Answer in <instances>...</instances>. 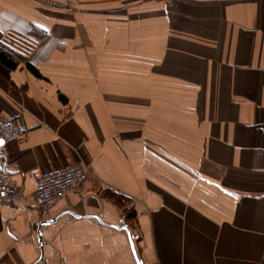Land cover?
<instances>
[{"label":"crops","instance_id":"0c3cea01","mask_svg":"<svg viewBox=\"0 0 264 264\" xmlns=\"http://www.w3.org/2000/svg\"><path fill=\"white\" fill-rule=\"evenodd\" d=\"M0 35V264H264V0H0Z\"/></svg>","mask_w":264,"mask_h":264},{"label":"built area","instance_id":"2783aa9c","mask_svg":"<svg viewBox=\"0 0 264 264\" xmlns=\"http://www.w3.org/2000/svg\"><path fill=\"white\" fill-rule=\"evenodd\" d=\"M26 130L14 125L11 119L0 118V140L22 142ZM92 176L91 170L82 164L48 171L33 170L30 177L34 183L33 202L41 215L48 213L66 195L67 191L78 188ZM15 198L0 171V201L11 203Z\"/></svg>","mask_w":264,"mask_h":264},{"label":"trees","instance_id":"16d2710c","mask_svg":"<svg viewBox=\"0 0 264 264\" xmlns=\"http://www.w3.org/2000/svg\"><path fill=\"white\" fill-rule=\"evenodd\" d=\"M2 36L0 35V69L1 70H9L14 69L17 66L18 62H21L22 60H25V56L22 53H19V51H15L14 49H11L6 44L2 42ZM17 42L20 43V50H25V40L21 36H16ZM29 48V45L27 47V50ZM26 50V51H27Z\"/></svg>","mask_w":264,"mask_h":264},{"label":"water","instance_id":"95a60500","mask_svg":"<svg viewBox=\"0 0 264 264\" xmlns=\"http://www.w3.org/2000/svg\"><path fill=\"white\" fill-rule=\"evenodd\" d=\"M122 230L126 231V233L128 234V231L125 228H122ZM128 241H129L130 250H131V253H132V256L134 258L135 263L136 264H140L138 259H137V256H136V253H135V250H134V247H133V243H132V240L130 239V237H128ZM38 244H39V248L41 249L42 248V244H41L40 236L38 237Z\"/></svg>","mask_w":264,"mask_h":264},{"label":"rangeland","instance_id":"374dc122","mask_svg":"<svg viewBox=\"0 0 264 264\" xmlns=\"http://www.w3.org/2000/svg\"><path fill=\"white\" fill-rule=\"evenodd\" d=\"M8 41H9V45H12V44H16V46L17 45H20V43H18L17 42V38H14V37H9L8 38ZM16 46H13V47H11V48H13L15 51L17 50V51H19V53H22V54H25V51H26V49L25 50H20L18 47H20V46H18V47H16Z\"/></svg>","mask_w":264,"mask_h":264},{"label":"snow or ice","instance_id":"6c2138e0","mask_svg":"<svg viewBox=\"0 0 264 264\" xmlns=\"http://www.w3.org/2000/svg\"><path fill=\"white\" fill-rule=\"evenodd\" d=\"M0 143H3V141H0Z\"/></svg>","mask_w":264,"mask_h":264}]
</instances>
